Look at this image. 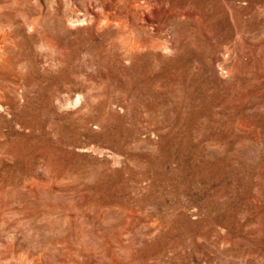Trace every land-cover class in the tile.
<instances>
[{
  "label": "rangeland",
  "instance_id": "obj_1",
  "mask_svg": "<svg viewBox=\"0 0 264 264\" xmlns=\"http://www.w3.org/2000/svg\"><path fill=\"white\" fill-rule=\"evenodd\" d=\"M10 5L0 264H264V0Z\"/></svg>",
  "mask_w": 264,
  "mask_h": 264
},
{
  "label": "bare ground",
  "instance_id": "obj_2",
  "mask_svg": "<svg viewBox=\"0 0 264 264\" xmlns=\"http://www.w3.org/2000/svg\"><path fill=\"white\" fill-rule=\"evenodd\" d=\"M13 1H16V0H0V49H1L2 40L5 37V31L2 28L6 27V25H8V23L6 22L5 19L8 18L7 12H8V10H10V8H12L10 3ZM8 7H10V8H8ZM7 8H8V10H6ZM31 24L33 25V23H31Z\"/></svg>",
  "mask_w": 264,
  "mask_h": 264
}]
</instances>
